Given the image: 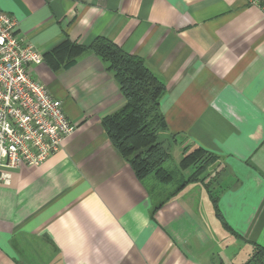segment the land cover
Listing matches in <instances>:
<instances>
[{
	"label": "crops",
	"instance_id": "obj_1",
	"mask_svg": "<svg viewBox=\"0 0 264 264\" xmlns=\"http://www.w3.org/2000/svg\"><path fill=\"white\" fill-rule=\"evenodd\" d=\"M248 1L0 0L75 127L0 183V264H243L264 246V12ZM97 38L165 85L158 141L191 170L171 191L139 179L103 129L124 98ZM198 149L215 162L185 183Z\"/></svg>",
	"mask_w": 264,
	"mask_h": 264
},
{
	"label": "built area",
	"instance_id": "obj_2",
	"mask_svg": "<svg viewBox=\"0 0 264 264\" xmlns=\"http://www.w3.org/2000/svg\"><path fill=\"white\" fill-rule=\"evenodd\" d=\"M264 12V0H249ZM42 56L25 41L12 16L0 13V183L21 166H39L62 147L74 125L60 101L33 79Z\"/></svg>",
	"mask_w": 264,
	"mask_h": 264
},
{
	"label": "trees",
	"instance_id": "obj_3",
	"mask_svg": "<svg viewBox=\"0 0 264 264\" xmlns=\"http://www.w3.org/2000/svg\"><path fill=\"white\" fill-rule=\"evenodd\" d=\"M89 49L113 73L124 98L123 105L101 121L110 143L139 179L153 174L161 183L171 182L172 176L163 168L170 158V146L158 141L159 132L166 129L160 110L166 93L164 83L149 71L141 58L125 54L107 39L97 38ZM213 162L214 157L200 149L185 155L180 167H196L193 178L185 183L196 179ZM213 204L216 206V202ZM246 264H264V246L253 244Z\"/></svg>",
	"mask_w": 264,
	"mask_h": 264
},
{
	"label": "rangeland",
	"instance_id": "obj_4",
	"mask_svg": "<svg viewBox=\"0 0 264 264\" xmlns=\"http://www.w3.org/2000/svg\"><path fill=\"white\" fill-rule=\"evenodd\" d=\"M169 150H170L172 159L171 161L167 162L163 168L172 176L173 182L167 187V190L171 191V189H173L176 185H180L184 181V179H186L190 175L191 170L189 172L188 171L182 172L180 170L179 161L181 158V153L179 151V148L174 147V145L170 143ZM149 177H152L157 183H161L153 174H150ZM251 252H252V248L250 250V253L246 254L247 258L243 264H246V262L248 261L251 255Z\"/></svg>",
	"mask_w": 264,
	"mask_h": 264
}]
</instances>
